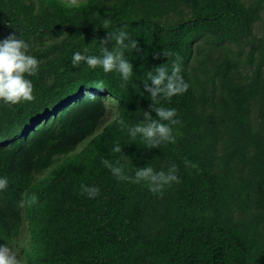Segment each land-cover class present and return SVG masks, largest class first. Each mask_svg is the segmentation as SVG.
Returning a JSON list of instances; mask_svg holds the SVG:
<instances>
[{"label": "trees", "instance_id": "obj_1", "mask_svg": "<svg viewBox=\"0 0 264 264\" xmlns=\"http://www.w3.org/2000/svg\"><path fill=\"white\" fill-rule=\"evenodd\" d=\"M121 28L128 81L72 66ZM9 33L40 62L33 100L0 102V244L22 264H264V0H0ZM173 65L188 89L158 105L176 108V140L149 149L127 127L151 111L147 73ZM105 158L129 176L175 164L179 182L154 193Z\"/></svg>", "mask_w": 264, "mask_h": 264}, {"label": "clouds", "instance_id": "obj_2", "mask_svg": "<svg viewBox=\"0 0 264 264\" xmlns=\"http://www.w3.org/2000/svg\"><path fill=\"white\" fill-rule=\"evenodd\" d=\"M109 23V20L105 19L100 25L107 29ZM107 36L110 40L114 39L118 47L110 49L104 46L100 48V55L87 54L88 50L84 48L73 52L70 62L73 67L84 63L89 68L99 66L104 73L115 71L119 73L123 81H128L133 74V66L125 57L124 51L131 52L137 47V41L129 39L128 33L123 28L116 33L108 32ZM159 55L160 53H154V56ZM39 63V60L29 53V45L24 39L17 38L14 33L0 38V102L15 105L33 100V83L29 77L39 71ZM143 81L144 90L152 101L149 105L151 111L143 112L142 123H135L127 127L128 135L133 140L139 137L143 141V145L149 149L159 147L162 143H175L176 137L171 125L178 123L177 110L174 107L159 106L158 101L170 99L188 89V83L180 75L179 65H173L170 72L164 66L156 67L155 72L149 71L147 80ZM152 112L155 113V116L152 115ZM110 152L113 154L122 153L121 144L114 143ZM103 163L117 180H130L134 183L145 182L149 191L154 193L159 192L167 184L179 182L175 164L170 165L167 171L155 170L150 165L137 167L134 174L129 176L118 159L112 163L105 158ZM185 164L196 167L195 163L187 160ZM7 184V178L0 176V190H3ZM80 188L89 198L96 197L99 193V188L95 185L90 186L82 183ZM31 202H35L34 198ZM0 264H22V261L8 245L0 244Z\"/></svg>", "mask_w": 264, "mask_h": 264}, {"label": "rangeland", "instance_id": "obj_3", "mask_svg": "<svg viewBox=\"0 0 264 264\" xmlns=\"http://www.w3.org/2000/svg\"><path fill=\"white\" fill-rule=\"evenodd\" d=\"M67 2L69 3H76L78 2L79 0H66ZM113 98H109L108 101H107V106H108V115L107 117L108 118H112L114 117V115L116 114V107L115 105L113 104ZM107 124H105L102 128H101V131L106 127Z\"/></svg>", "mask_w": 264, "mask_h": 264}]
</instances>
